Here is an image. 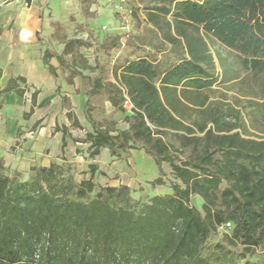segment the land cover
<instances>
[{
    "label": "trees",
    "instance_id": "16d2710c",
    "mask_svg": "<svg viewBox=\"0 0 264 264\" xmlns=\"http://www.w3.org/2000/svg\"><path fill=\"white\" fill-rule=\"evenodd\" d=\"M142 8L132 16L143 53L114 59L112 79L101 70L93 82L127 127L92 122L85 138L90 158L143 148L160 172L151 184H163L166 163L171 192L142 201L126 184L97 186L95 163L79 180L57 163L21 180L0 158V264H264L250 260L264 256V0H147ZM124 35L99 47L119 49ZM87 46L67 39L56 58ZM50 57L44 50L56 76ZM17 81L25 83L12 77L0 95L23 96ZM214 86L238 94L215 96ZM56 130L63 148L68 128ZM217 232L222 240L208 244Z\"/></svg>",
    "mask_w": 264,
    "mask_h": 264
},
{
    "label": "rangeland",
    "instance_id": "374dc122",
    "mask_svg": "<svg viewBox=\"0 0 264 264\" xmlns=\"http://www.w3.org/2000/svg\"><path fill=\"white\" fill-rule=\"evenodd\" d=\"M19 1L27 6L32 4L40 13L44 23L38 35L40 51L43 54L47 50L52 55L49 61L52 60L56 68V76L48 72L50 82H44L39 89H35L37 95L33 106L30 102L31 89H27L21 104L4 107V123L9 118V122L11 120L15 125V118H19L21 126L16 128V134H26L18 141L10 142L11 139H8L6 142L8 154L17 150L15 147L25 153L19 157L18 170L10 168V155H7V173L22 180L29 178L42 164L57 163L71 169L75 180H79L87 177L83 171L88 169V164L95 163L99 173L95 174L93 181L97 186L126 184L130 187L131 196L142 201L156 194L170 193L173 176L169 166L166 163L161 165L163 184L152 185L151 181L160 176V172L143 148L126 149L118 156L111 155L108 148H102L98 155L90 158L89 143L85 138V133L93 128L92 122L114 125L116 129L127 127L125 114L115 110L104 90L94 89L93 82L101 70L108 71L103 81L112 79L107 69H110L114 59L143 53L138 41L133 38L137 22L132 13L136 11L142 15V7L147 0L143 3L140 0ZM123 18L126 20L123 21ZM118 34H125L119 49L106 52L99 47L101 41ZM73 38L83 39L91 46L81 47L72 56L63 55V63H60L56 56L61 53L64 42ZM95 63L98 64L97 69L91 68ZM216 70L219 72V69ZM214 88L217 89L215 96L225 90L223 86ZM225 91L230 100L238 94L237 90ZM68 112L78 119L80 127L70 125ZM63 126H67L68 131L66 145L62 148V133L56 127ZM192 203L200 209L199 197H193ZM219 240H222L221 232L214 234L208 244ZM250 260L264 263V256L258 254Z\"/></svg>",
    "mask_w": 264,
    "mask_h": 264
},
{
    "label": "crops",
    "instance_id": "0c3cea01",
    "mask_svg": "<svg viewBox=\"0 0 264 264\" xmlns=\"http://www.w3.org/2000/svg\"><path fill=\"white\" fill-rule=\"evenodd\" d=\"M43 24L38 9L32 4L27 6L19 0H0V89L4 88L12 77L25 79V83L17 81L18 87L24 88L25 92L27 89H31L32 92L39 89L44 82H50L48 70L42 61L38 39ZM49 62L53 65L52 60ZM51 82L54 84L53 79ZM23 96L17 95L14 91L0 95V158L7 167L6 158L10 155L8 157L11 163L10 168L15 170H18L16 166L19 157L25 153L22 149L15 147L17 150L8 154L9 152L5 149L6 142L8 139H11L10 142L18 141L26 134H16V128L21 126L19 118H15V125L13 121L9 122V118H6V124L4 123L3 109L8 105L14 107L21 104ZM48 165L49 163L41 166Z\"/></svg>",
    "mask_w": 264,
    "mask_h": 264
},
{
    "label": "built area",
    "instance_id": "2783aa9c",
    "mask_svg": "<svg viewBox=\"0 0 264 264\" xmlns=\"http://www.w3.org/2000/svg\"><path fill=\"white\" fill-rule=\"evenodd\" d=\"M125 20H126V19L123 18V21H125ZM226 226L229 227V226H230L229 223H227Z\"/></svg>",
    "mask_w": 264,
    "mask_h": 264
}]
</instances>
